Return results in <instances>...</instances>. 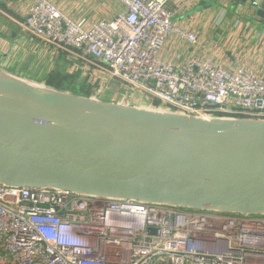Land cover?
<instances>
[{"label":"built area","instance_id":"1","mask_svg":"<svg viewBox=\"0 0 264 264\" xmlns=\"http://www.w3.org/2000/svg\"><path fill=\"white\" fill-rule=\"evenodd\" d=\"M173 1L114 0L112 18L89 22L53 0H37L23 25L120 80L127 96L137 92L200 116L264 118V77L253 70L195 55L183 62L160 57L170 37L198 41L175 22ZM105 83L94 94L107 90ZM0 264H264V215L0 184Z\"/></svg>","mask_w":264,"mask_h":264},{"label":"water","instance_id":"2","mask_svg":"<svg viewBox=\"0 0 264 264\" xmlns=\"http://www.w3.org/2000/svg\"><path fill=\"white\" fill-rule=\"evenodd\" d=\"M228 1L264 23V0ZM103 91L0 68V184L264 215V118L139 106Z\"/></svg>","mask_w":264,"mask_h":264},{"label":"crops","instance_id":"3","mask_svg":"<svg viewBox=\"0 0 264 264\" xmlns=\"http://www.w3.org/2000/svg\"><path fill=\"white\" fill-rule=\"evenodd\" d=\"M36 1L0 2V68L21 74L25 72V75H33L39 80H46L53 70L62 69L67 73H78L79 81H83L81 78L87 83L97 81V87L106 82L93 66L75 59L68 52L46 45L26 31L23 25L25 16L30 4ZM53 1L69 16L76 19L87 17L89 22L112 18L118 11L114 0ZM219 3L220 0H174L173 6L177 9L175 22L196 32L198 41L189 44L175 36L170 37L160 57L177 62H183L189 55L208 57L227 66H242L264 77V23L248 16L244 7L228 0L223 5ZM121 95L120 100L131 97L125 93Z\"/></svg>","mask_w":264,"mask_h":264},{"label":"trees","instance_id":"4","mask_svg":"<svg viewBox=\"0 0 264 264\" xmlns=\"http://www.w3.org/2000/svg\"><path fill=\"white\" fill-rule=\"evenodd\" d=\"M78 77V73L69 74L55 69L46 78V81L51 87L71 91L76 94L89 96L96 91V84L87 83V80L78 81ZM153 103L159 106L161 102L154 99Z\"/></svg>","mask_w":264,"mask_h":264},{"label":"rangeland","instance_id":"5","mask_svg":"<svg viewBox=\"0 0 264 264\" xmlns=\"http://www.w3.org/2000/svg\"><path fill=\"white\" fill-rule=\"evenodd\" d=\"M117 8L119 9V4H116ZM61 72H64V70L59 69ZM25 73V72H24ZM22 73V74H24ZM67 73V72H65ZM72 74V73H69ZM31 78H37L33 75H30ZM106 77V76H105ZM82 80H86L81 78ZM80 80V77H78V81ZM105 81L109 82L108 88L107 90L104 92L105 93V97L111 99L112 97L115 98V101H119L122 97L121 93H125L126 94V88L123 86V83L118 80V79H110L108 77L105 78ZM112 84V85H111ZM114 84V85H113ZM100 87V86H99ZM137 92H133L132 94H128L129 96H131L129 98V101L133 104L139 105V106H144V105H151V106H155L153 102H151L152 99H150V97L148 96V99L146 97H143L142 99H140L137 95ZM124 100V99H123ZM133 101V102H132Z\"/></svg>","mask_w":264,"mask_h":264}]
</instances>
